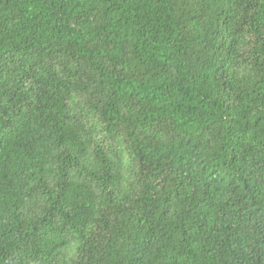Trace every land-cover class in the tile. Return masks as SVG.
<instances>
[{"label": "trees", "instance_id": "1", "mask_svg": "<svg viewBox=\"0 0 264 264\" xmlns=\"http://www.w3.org/2000/svg\"><path fill=\"white\" fill-rule=\"evenodd\" d=\"M0 264H264V0H0Z\"/></svg>", "mask_w": 264, "mask_h": 264}]
</instances>
